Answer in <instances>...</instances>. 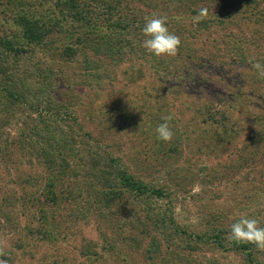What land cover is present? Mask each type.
Returning a JSON list of instances; mask_svg holds the SVG:
<instances>
[{
  "label": "rangeland",
  "instance_id": "374dc122",
  "mask_svg": "<svg viewBox=\"0 0 264 264\" xmlns=\"http://www.w3.org/2000/svg\"><path fill=\"white\" fill-rule=\"evenodd\" d=\"M97 1L101 0H79L87 5L85 18L110 12L101 10ZM129 2L135 9L134 16L143 20L152 14L167 17L169 30L182 42L179 54L162 57L165 63L161 66H154L148 52L147 58L125 54L118 62L108 58L100 61L92 55L105 66L100 68L105 74L102 78L86 71L78 57L58 62L54 94L72 112L65 128L76 118L85 134H90L84 142L108 149L136 177L164 188L169 196L160 200L162 208L168 207L174 218L190 229L206 234L214 214L229 212L231 219H236L239 214L263 208L264 198L256 202L252 195L258 181L259 190H264V168L249 172L247 158L255 154L248 156L239 150L249 144L253 152H258L256 157L264 156V148L260 149L264 141L256 145L251 142L258 132H264V78L252 67L257 61L264 64V0ZM15 4L52 17L57 0H0L2 32L14 25L19 8H14ZM6 6L12 11L5 13ZM202 8L207 9V18L195 23L193 17ZM72 31L56 29L50 46H60L62 40L71 38ZM191 56L195 62L189 59ZM206 104L210 114L206 113ZM22 111V118L28 119V109ZM214 111L218 118L213 121ZM223 111L229 116L225 128L224 123L217 124ZM6 112L0 101V126L19 140L21 125L15 121L19 116L7 124ZM169 115L173 117L169 123L174 137L164 142L157 139L155 129ZM35 148L29 149L31 152L19 148L20 153L11 154L0 150V200L14 191L33 197L24 214L18 205L11 203L7 209L0 206V242L9 250L7 264H249L241 252L224 249L207 237L192 243L189 233L171 244L155 242L152 234H139L138 229L132 234L144 240L141 245L125 239L129 236H124L128 234L124 230L129 227L122 228L119 223L126 220V206L125 218L122 215L114 224L83 213L84 198H90L93 192L86 186L76 188L69 178L57 179L63 177L62 173L49 171ZM11 157L20 159L21 165L9 164ZM231 170L236 177L229 181L225 176ZM240 175L244 176L242 181ZM51 179L53 187L49 186ZM17 180L19 187L14 188L11 185ZM71 190L75 200L69 198ZM54 192L59 202H52ZM7 211L8 220L4 222ZM43 228L52 232L51 239L45 237ZM178 240L190 247L179 249L176 244L182 243Z\"/></svg>",
  "mask_w": 264,
  "mask_h": 264
},
{
  "label": "trees",
  "instance_id": "16d2710c",
  "mask_svg": "<svg viewBox=\"0 0 264 264\" xmlns=\"http://www.w3.org/2000/svg\"><path fill=\"white\" fill-rule=\"evenodd\" d=\"M97 4L102 5L101 10L109 9L110 12L96 13L94 19L91 16L94 21L90 17L85 18L84 15L88 13L86 12L88 8L85 7L87 5L80 4L79 0H57L56 7L52 9L54 14L52 17L38 15L34 10H23V6L19 4L13 6L14 8L19 7L14 14V25L8 32H2L0 29V101H3L7 109L6 117H4L5 123H11L18 114L19 117L15 121L21 125L19 127L20 139L15 140V137L10 136L5 130V126H0V150L11 154L15 151L20 153V149L28 152H31L29 149L32 150L34 147L39 149L40 158L48 170L62 173V178L52 175L54 178L59 180L69 178L71 181L74 180L76 188L86 186L88 191L93 192L90 198H84L83 213L96 215L99 220H107L108 223L114 224L116 219L123 215L126 206L128 210L126 218L122 216L126 220H121L119 223L122 228L129 227L128 230H124L128 233L124 236H129L125 239L137 240L136 242L141 245L144 240L139 239L137 234H132V232L137 233L134 229H138L139 234H152L155 242L160 240V242L171 244L176 243L175 238L181 237L182 239L183 234L189 233L194 244L200 238L207 237L224 249L241 252L240 254L244 255L249 264H264V251L258 250L252 244H237L227 239L231 225L239 219L241 214L236 219H231L229 212L223 215L221 212L214 214L217 218L211 216L209 220L211 226L206 227V234L202 230L190 229L178 222L168 207L162 208L160 200L169 196L164 188L148 184L146 180L136 177L129 166L120 158L114 157L108 149L98 144L84 142L85 137L90 134H85V129L76 121V118L73 122H68V128H65L68 114L72 112L68 107L65 108L54 94L53 78H58L59 69L55 67L58 62H67L69 59L78 57L77 60L81 62L79 64L83 65L86 71L97 75L96 78H102L105 74L100 68L103 69L105 66L102 64L101 66L99 62L104 58L118 62L124 59L125 54H129V57L131 53V55L137 54L143 58L149 55L142 47L145 37L143 33L141 34V30L145 20L134 16L135 9L130 5L129 0H116L113 3L101 0L97 1ZM6 8L7 6L4 9L5 13L13 9L9 11V8ZM56 29H59V32L73 29L74 31L70 39L62 40V44L54 48L50 46V42L54 41L56 35H52ZM92 55L100 61L92 58ZM151 56L154 66L155 63L160 66L165 63L162 57L158 58L153 54ZM189 59L195 62L194 56ZM25 109H28L26 117L28 119L22 118L23 115L20 112ZM205 110L210 114V107L207 104ZM215 112L211 114L213 121L218 118ZM220 113L219 119L221 120L217 124L224 123L225 128L229 124V116L224 111ZM27 123L29 130L26 127ZM219 132L222 133L220 130ZM258 134L251 141L252 145L264 141V132H258ZM248 145L243 144L239 150L248 153V156L255 154L247 158L246 165H249L247 170L253 172L255 168H264V156L256 157L258 152H253V146L249 148ZM261 148H264V144H261ZM28 154H30L29 157L33 156L32 153ZM9 160V164L21 165L22 163L20 159L18 161L12 157ZM5 168L10 169L8 166ZM231 171L225 176L229 181L236 177V174ZM243 178L244 176H241V181ZM236 180L240 181L238 174ZM51 181L54 179L50 180L49 186H55V183ZM9 183L6 185L9 186ZM258 183L259 181L254 186L255 191L252 196L255 197L256 202H262L264 190L261 188L259 190ZM11 186L19 187L18 180L14 181V185ZM73 191H70L72 196L69 192L67 196L75 200ZM17 192L14 191L11 196L3 197L0 200V206L6 208L11 207L12 204L18 205L19 211L24 214L27 211V203L33 204V197L24 192L22 194H17ZM132 193L138 195L133 196ZM52 198L53 203L57 202L58 194L54 192ZM1 214L2 211H0ZM244 215L257 219L260 226L264 227V207H257L250 214ZM3 216L5 217H3L4 222L8 220L6 218L8 211ZM225 219L230 222H225ZM189 230L194 232H189ZM45 231L43 228V233H46L45 237L51 239L52 232ZM178 241L182 243V240ZM183 245L186 248L190 247V244H176L179 249H183ZM4 250L5 253L9 251L7 247ZM147 251L152 252L150 249ZM0 259L8 261L6 256Z\"/></svg>",
  "mask_w": 264,
  "mask_h": 264
},
{
  "label": "clouds",
  "instance_id": "9594fccd",
  "mask_svg": "<svg viewBox=\"0 0 264 264\" xmlns=\"http://www.w3.org/2000/svg\"><path fill=\"white\" fill-rule=\"evenodd\" d=\"M207 18V9H200L193 17L195 23H199ZM145 24L142 28L144 39L142 47L156 57H175L179 54L181 39L178 35L171 32L168 27L167 17L163 15L152 14L144 17ZM257 70L259 77L264 78V64L259 61L252 64ZM172 115L164 118V122L160 123L156 129V137L158 140L169 142L174 137V131L170 127ZM229 241L237 244H252L258 250L264 251V227L260 226V222L255 218L241 214L239 219L234 222L227 235ZM5 245L0 242V257L6 255ZM0 264H7L6 259H0Z\"/></svg>",
  "mask_w": 264,
  "mask_h": 264
}]
</instances>
